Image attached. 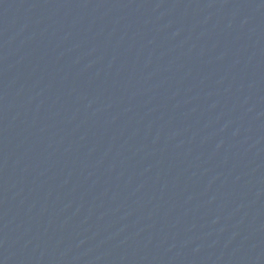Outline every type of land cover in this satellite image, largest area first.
Instances as JSON below:
<instances>
[{"label": "water", "instance_id": "1", "mask_svg": "<svg viewBox=\"0 0 264 264\" xmlns=\"http://www.w3.org/2000/svg\"><path fill=\"white\" fill-rule=\"evenodd\" d=\"M0 264H264V0H0Z\"/></svg>", "mask_w": 264, "mask_h": 264}]
</instances>
